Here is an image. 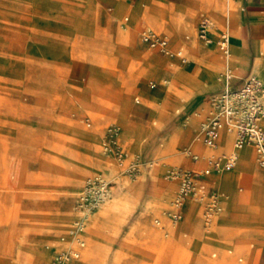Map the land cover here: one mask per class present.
I'll return each mask as SVG.
<instances>
[{"label": "rangeland", "instance_id": "374dc122", "mask_svg": "<svg viewBox=\"0 0 264 264\" xmlns=\"http://www.w3.org/2000/svg\"><path fill=\"white\" fill-rule=\"evenodd\" d=\"M13 2L14 0H0V7L8 9L13 7ZM87 2L94 5L93 0ZM118 3L121 6L117 7L112 2L115 13L127 7L132 8L133 13L130 16L127 12L122 16L128 15V27H134L135 33L139 31L135 42L162 57L154 53L149 57L141 55L133 44V37L119 44L120 39L113 34L112 29L101 33L96 23L91 27L93 32L86 24L77 23L73 36L60 46H52L43 51L41 57L30 49L39 42V35L34 33L35 26L28 24L27 27H19L18 23L0 22V264H53L54 255L62 254L61 251L64 250L69 258L81 259L86 264H182V259H185L186 264H256V248L264 244V188L252 187L246 199L236 193L237 182L244 177L250 178L246 174L253 168L255 155L251 146L245 147L244 157L240 152L239 162L231 173L222 177L216 176L214 179L217 183H222L217 187L227 197L224 204H221L220 213L214 215L209 223L205 224L202 217L203 207L208 200L202 193L197 196L201 202L192 203L189 208L191 212L177 224L169 221L172 220L171 213H163L170 210V202L178 192L172 171L174 174L178 172L179 176L191 171L184 169L179 163H172L173 154L174 161H179L182 157L193 161V155L200 153L199 156H202L208 153V149L201 145L198 135L196 136L201 126L189 123L193 105L207 101L208 93L191 97L184 103L182 96L203 91L211 79L216 83L213 88H224L227 84L226 74L240 77L249 64L252 66L251 73L264 83V41L255 51L259 58L257 63L262 66L257 72L249 59L240 65L233 63V57L240 51L248 52L246 40L239 35L233 23L235 11L231 8L230 24L236 30V35L228 27V12L225 17L211 12L216 22L210 21L214 26L216 24L215 29L218 32L216 35L210 34L211 54L203 58L225 68L218 71L211 64L197 61L200 66L195 74L193 72L196 68L195 60L198 58L197 51L193 43L175 38L177 23L182 22L173 17L174 6L167 0H136L132 6L124 0ZM199 11L204 10L197 9L195 16ZM14 13H11L12 17ZM143 21L155 23L151 25L157 33H167L171 50L182 48L194 62L185 68L176 69L172 78L170 72H165L163 79V63L171 59L141 40V30L137 27ZM120 24L119 22L117 30H120ZM39 30L46 31V28L41 27ZM198 31L199 27L194 31L185 30L180 38L184 40L185 35H189L188 40L195 38L203 45ZM220 33L227 35L226 55L219 50ZM91 35L102 36L106 44L102 46ZM134 61L136 62L133 63ZM145 62H148V68H144ZM82 64L88 65L80 67ZM175 65L171 61L166 63V67L171 70ZM71 66L80 67L81 70L87 68V74H84L85 85L77 80H70L68 70ZM126 70L139 74L130 83L133 87H141L134 93L128 86L121 85V89H126L131 96H123L124 100H119L118 120L113 115L114 105L103 101L101 103L99 100L113 99V89L119 86L116 72L121 71L122 75L119 77L124 84L128 77ZM149 80L156 83L151 90L147 88ZM162 83L165 94L161 92L160 96L164 94V97L160 98L149 92L159 89ZM143 97L154 99L159 111L152 108ZM135 99L150 106L152 112L161 120L154 115L146 125L144 114L147 115L150 109L143 108ZM113 102L118 104L116 99ZM204 106L207 109L193 114L201 120L200 123L209 116L212 105L209 102L197 109ZM164 111L170 117L169 120L163 116ZM129 121L140 125L131 124ZM144 124L149 130L139 127ZM111 127L117 131L121 159L113 151L108 152L104 148ZM178 128L181 131L191 128L192 135L186 141L177 143ZM168 134L167 143L164 138ZM120 136L131 141L130 150L134 154H127L119 141ZM245 157L247 161L243 163ZM257 168L264 175V169ZM97 175L106 178L111 184V196L94 210L98 206L97 200L92 201L97 185L92 182V178ZM253 182L250 179L241 181L237 188L238 194L245 196ZM129 184L134 185L130 192L135 200L141 198L149 187L143 200V215H139L142 199L131 206L130 211L127 207L128 192L120 190ZM115 188L120 189V204L111 199ZM239 188L243 190L240 191ZM161 192L170 194L171 199L164 193V198L160 197ZM86 196L88 200L84 199ZM90 211L93 212L78 235L84 245L88 244L80 250V244L71 239L68 232L77 214ZM68 216L74 218H65ZM61 218L62 223L51 226ZM198 218L205 228L203 240L194 247L191 254H187L186 246L181 247L183 252L179 250L169 253L173 248V238L185 226L196 224ZM52 228L64 231V235L59 233L60 237L52 243L45 241L52 247L44 250L46 245L38 240L53 234ZM120 231L119 239H123L119 241L111 258H108L107 250ZM162 233L167 236L164 237ZM62 237L65 238L64 242H60ZM165 238L167 240L164 243L156 245ZM207 249L208 255L201 260L202 253ZM76 252L78 257L74 258L73 253ZM137 257L143 259V262H133Z\"/></svg>", "mask_w": 264, "mask_h": 264}, {"label": "crops", "instance_id": "0c3cea01", "mask_svg": "<svg viewBox=\"0 0 264 264\" xmlns=\"http://www.w3.org/2000/svg\"><path fill=\"white\" fill-rule=\"evenodd\" d=\"M93 1H94V5L91 6L88 4L87 0H24V1L23 0H14L13 7H8V9H6L4 7H0V18H2V19H0V22L1 23H18L19 27H21V26L27 27L28 24L32 25L33 27L35 26L34 31H36V32H34V33H37L39 35V37H38L39 42H37L36 45H33L32 48H30V49L36 51L38 54H40L41 57H43V55H42L43 51H46L47 49L51 48L52 46L53 47L60 46L61 43H65V41L69 37L73 36V34L75 33V25L77 23L86 24V26L90 29V31H92L91 30L92 25H94L96 23L99 25L101 33H103L105 30L112 29L113 34H115L116 37L118 36L120 39L119 44H121L122 42H126L128 39H130V37L131 38L133 37L132 41H133V44H134L137 52H139L141 55H145L146 57H149L151 54L154 53V52H150V51L146 50L142 46V44L135 42V38H136L135 36L137 35V33L139 31L137 33H135L134 31H136V29H134V27H132V26L128 27V25H127V22L129 20L128 15L122 16L125 12H127L130 16L133 13L131 7L130 8L127 7L123 11H119V12L115 13V9H114L113 4L116 5L117 7L121 6V3H118L121 0H93ZM112 2H113V4H112ZM124 2L126 4H128L129 6H132L136 2V0H124ZM167 2H169L172 6H174L175 10L173 13V17L176 20H179L180 22H182V23H177L178 28L174 34L175 38L178 39L179 41L188 42V43L191 42L194 44V46L196 48L198 58H197V60H195L196 61V63H195L196 68H195L193 73H195V74L198 73V67L200 66V63H198L197 61H199V62L202 61V62H205L207 64H211L218 71H221L225 67L218 64V63L213 64L209 61V59L203 58V57H207V56H209V54H211V47L208 45V43L201 40V42L203 43V45H202L195 38L188 40L189 35H185L184 40H183L180 38L181 33L185 30L194 31L196 28H198L200 20L202 17H207L208 19L212 20L213 22H216L213 19L211 12H217L222 17H225V15L228 12V18H229L228 27L230 30H232L231 33L233 35H236L235 34L236 30H233L231 28L232 24H230L231 16H232L231 8L235 11V20L233 21V23L237 27L239 35L244 40H246L247 46H248V48H247L248 52H246V50L240 51V53L236 54L233 57L232 62L238 63L240 65L245 60L249 59L251 61L252 65H255V68H254L255 72H257V70L262 67V66L260 67V64L257 63L259 61V58L257 57V53L255 51L257 50V48L262 46V42L264 41V0H230V1L229 0H167ZM197 9H202L204 11H199L197 13V16H195L196 15L195 11H197ZM13 11L15 13L13 14V17H12L11 13ZM125 17H127V20L124 19ZM119 22L121 23L120 24V30H117V25ZM151 24L155 25V23L149 24V23L143 21L142 23H140L138 25L137 29L141 30V33L147 29L155 31V29H153V26ZM39 26L46 28V31L39 30V29H41V27H39ZM215 26H216V24H215ZM215 26L213 25V27L209 31L210 32L209 34H211V35L217 34L218 31L215 29ZM36 27H38V29ZM141 33H140V38H141ZM121 34H122V37H121ZM158 34L161 36H164L166 38L167 46H168V39L166 37L167 33L164 32V33H158ZM170 34H172V33H170ZM209 34H208V36H209ZM92 39L97 41L102 46H103V44H106L105 40L102 36H92ZM141 40H142V38H141ZM172 45H174V43ZM154 50H156V52H158V53H161L163 56L165 54V53H163L157 49H154ZM177 50H181L182 56H178V60L177 59L168 60V61H171L173 64H176L174 69H172V70L170 68L168 69L166 67V63L168 61H165L163 63L164 68H163L162 78H163V74L167 71L170 72L171 78H172V73L176 69L185 68L190 63L194 62V60L192 58L190 59L189 58L190 56H188V54L182 48H177ZM29 53L31 54V52H29ZM154 54L157 55L156 53H154ZM157 56H159V55H157ZM159 57H162V56H159ZM182 57L186 59V62L182 61ZM47 59H51V58L47 57ZM174 60H176L177 62H174ZM135 62L136 61H134L133 63H135ZM147 63L148 62H145L143 64L144 68L145 67L148 68V65H146ZM85 65H88V64H82V65H80V67L81 66L85 67ZM80 67L71 66L68 70V74H69L70 80H72V81L77 80V81L81 82L82 84H84L86 82V77L84 76V74L87 72V70H86L87 68H83L81 70ZM88 67L91 70V66L89 65ZM251 67H252L251 64H249L246 71L240 77H235L234 75H231V77L229 79H226V83H228L234 87L240 85L242 83V81L248 75H253L251 73ZM121 71L116 72V75L119 79V86L116 87L115 89H113V93H114L113 99H100L99 100L100 102L103 101L106 104L114 105L113 106L114 107L113 115L116 116V118L118 120H119L118 111L120 109L119 100H124L123 96H125L126 98L131 96L130 94H128L126 92V89L125 90L121 89V85L122 86L123 85L128 86L131 91L134 90L133 91L134 93L136 92L137 89H140V87H141L139 85L133 87L134 85H132L130 83L132 79L138 78L139 74L131 72L129 70L128 71L126 70L128 73L126 75L128 77L126 79V82L124 84H122L121 78L119 77L122 75ZM78 75H79V77H76ZM151 83H154L153 87H151V85H150ZM163 85H164V83H162L160 88L157 89L156 91H149V92L152 93L154 96L162 98V97H164V94H165ZM155 86H156V83L154 82V80H149V82L147 84V88L151 90V89L155 88ZM215 86H216V83L211 79L210 81H208L206 83L203 91L198 92L196 94H192L190 96H184V95L182 96L183 103H184L187 99H189L191 97H195V96H199V95L204 94V93H208L207 101L198 102L195 105H193V107H192L193 108V110L191 112L192 116L190 117L191 119H190L189 123H191L193 126H199L200 122H201V120L198 119L197 117H195V115H193V114L196 111H200V113H201V110L203 111V110L207 109V106H204L203 108H200V109H197V108L203 106V104H209L208 99L213 94L221 91L223 88V87L213 88ZM70 88H73V87H70ZM73 89L79 90V88H73ZM161 92L164 93L163 96H160ZM143 98L148 104H150V106L152 108H154L156 111H159L158 104L154 99H150L149 97H147V98L143 97ZM115 99L118 100V104L113 102V101H115ZM131 101H132V99H131ZM134 101L140 102L142 104L143 108L147 109V107H148L150 109L148 111L147 115L144 114L145 118L143 117L146 120V122H145L146 125L149 123V119L151 116H154V115L158 116L157 114L152 112L151 107L148 106L147 104H145L141 101H137V100H134ZM183 103H182V105H183ZM87 104H89V103H87ZM87 104H81V105H87ZM90 104H91V102H90ZM130 105H131V102H130ZM130 105H129V109H130ZM128 113H129V110H128ZM163 116L168 120L170 119V117L168 116L166 111L163 112ZM137 117H142V115H137ZM158 118L160 119L159 116H158ZM127 121H128V114H127ZM179 121H180V119H179ZM181 121H183V120H181ZM130 123L134 124V125H137V124L140 125V123H136V122L135 123L130 122ZM145 124H144V126L141 125L139 127L146 129V130H149V129H147V127H145L146 126ZM262 126L264 128V124ZM190 135H192L191 128L186 129L185 131H181V129L178 128L176 131V136H177L176 142L180 143L181 141H186L187 139H189ZM197 135H198V132H197L196 136ZM230 135H231V138L224 133L221 135V138L218 142V146H217L216 150L212 151V150L208 149V153L206 155L199 156L200 153H198L197 155L201 158H204L205 156H207L211 152L217 153L215 155L230 152L231 143L233 142V135L232 134H230ZM168 136H169V134L167 135V137L164 138V140L166 142H167ZM155 138L157 139L156 135H155ZM157 140H159V139H157ZM119 141L122 143V146L125 149V151L127 152V154H129V155L134 154L133 151L130 150V144H131L130 140H127V139L120 136ZM159 141H160V143L162 142L161 140H159ZM167 146L169 147L168 144H167ZM253 151H254V149H253ZM240 152H239L237 163L239 162ZM254 154L255 155L253 156V168L251 171L247 172V174H246L250 178L244 177L243 179H241L237 182V188H238V184L243 180L250 179V180L254 181L252 183V185L249 187V190L245 196L239 195L237 188H236L237 195L240 197H245V199L248 197V194H249L250 189L252 187L261 186L262 188H264V175L262 174L260 169L257 168V166L259 167V165L256 162L255 151H254ZM171 162L172 163H179L180 165H182V167L184 169H189V170H196V169H200L203 167V165H202L203 163L201 161L195 163V160L187 161L184 157H182L181 160H179V161H174V154H173V157L171 158ZM201 165H202V167L199 168V166H201ZM231 172H229V173H231ZM229 173L215 175L211 179H207V178L203 177L202 182L207 186V189L215 190L218 193L224 194L225 200H226L227 195L225 194V192L221 191L217 187V186H221L222 183H217L214 179L216 178V176L222 177V176L227 175ZM149 185H150V182H149ZM133 187H134V185L129 184V185L124 186V188L122 190L115 188V191L113 192L114 195L111 197V199L115 203L120 204V202L118 201V199H119L118 193L120 191L121 192H128V195H126V198H127V203L129 204L127 206L129 211L132 208L131 206H133L135 203H138L139 200L142 199L141 200L142 201L141 211H139V215H143V212H142L143 205H144L143 200H144L145 194L147 193V190L149 187L147 188L146 191H144L142 197L137 199V200H135L132 197L131 192H130L131 189H133ZM239 190L242 191L243 189L239 188ZM137 193H139V189H138ZM163 193L164 192L159 193L160 197H162V198H164L163 195L165 194V193L164 194ZM165 196H168L170 198L171 195L166 193ZM225 200L223 201V204H224ZM195 202L196 201H193V200L190 201L189 200L187 202V204L185 205L184 209L182 207V217H184L187 214L191 204L195 203ZM196 203H198V202H196ZM128 216H129V212H128ZM65 218L73 219L74 217L68 216ZM62 219L63 218L57 219L55 221V223L51 224V226H53L55 224L62 223L63 222ZM121 230H122V228H121ZM159 231H162V230H159ZM59 233H62L61 235H64V231L54 230L53 234H50L49 236H47L46 239H43V238L39 239L38 242L43 244V245H46V246H44V250H50V248L52 246L47 245V243H45V241L52 243L56 238L60 237ZM120 234H121V231H120L119 235L117 236L116 240L114 241V243L107 250L106 256L108 258L109 257L111 258V256L114 254V252L117 249V245H118L119 241L123 239V237L121 239H119ZM162 234L164 237L167 236L164 233H162ZM204 234H205L204 225H203V223H201L200 218H198V221L196 224L185 226V228H183L181 230L179 235L176 238H173L172 245H171V247H173V248L171 249V251L169 253H172L173 251L179 252V250L182 249L181 247L186 246L187 247L186 250L188 252L187 254H191L194 247H196L199 244V242H201L203 240V238L205 237ZM166 240H167L166 238L163 240L161 239L158 241L159 243H157L156 245H160V243H164V241H166ZM86 245L81 246L80 250H82V248H84ZM47 246H49L48 249H47ZM112 249H113V251H112ZM43 251H41V252H43ZM111 251H112V254H110ZM256 251H257L256 264H264V244L259 245L256 248ZM208 252L209 251L207 249V251L205 253H202V255L200 254L201 255L200 259L204 260L205 256L208 255ZM108 253H109V255H108ZM24 254L27 255L26 253H24ZM27 257L29 259L28 255H27ZM168 257H169V255H168ZM74 260L75 261L72 264H86L81 259H78V260L74 259ZM142 260L143 259H140L137 257L133 262H140ZM184 260L182 259V264H186V262ZM110 261H111V259H110ZM239 262H241V260H239ZM19 263L20 262H15V263H11V264H19ZM20 264H26V263H20ZM115 264H118V263H115ZM196 264H202V263L197 262Z\"/></svg>", "mask_w": 264, "mask_h": 264}, {"label": "built area", "instance_id": "2783aa9c", "mask_svg": "<svg viewBox=\"0 0 264 264\" xmlns=\"http://www.w3.org/2000/svg\"><path fill=\"white\" fill-rule=\"evenodd\" d=\"M127 20V17L124 18ZM213 27L212 22L207 17H202L199 23L198 36L206 43L210 42L208 32ZM141 38L150 48L157 49L163 53L167 49V40L164 36L159 35L153 30L147 29L141 33ZM219 41L222 44L227 42L226 33H220ZM177 56H182L181 50L177 52ZM182 61L186 59L182 57ZM226 79L230 75H225ZM151 87L154 83L150 84ZM211 107L216 114L206 119L201 125L203 133V143L206 146L212 147L216 144L218 131L220 128L219 114L225 118V128L227 132L233 135V144L235 147L242 142H246L255 149L256 162L259 167L264 169V131L259 127L258 120L264 115V85L254 75H248L240 85L234 87L226 84L220 95H214L209 98ZM106 151H113L118 158H122V153L117 143V131L111 127L104 143ZM194 158V157H193ZM195 160V158H194ZM237 160V155L234 152H229L226 155H213L208 160V166L218 167L222 165L224 170H230ZM206 172V170H205ZM180 182L177 195L174 199L175 210L171 214L173 220L182 217L181 199L191 196L203 194L207 197V201L202 210V217L205 224L209 223L214 215L221 211V201L219 193L215 190H207V186L202 182L203 176L201 173L191 170L182 173L179 176ZM97 185L94 199L92 201L99 202L107 189V183L100 180H93ZM106 186V187H105ZM87 199V196L84 198ZM95 203V204H96ZM82 246V243H79ZM74 258L78 257V253H73ZM63 261V255L56 257L55 264H60Z\"/></svg>", "mask_w": 264, "mask_h": 264}, {"label": "bare ground", "instance_id": "6f19581e", "mask_svg": "<svg viewBox=\"0 0 264 264\" xmlns=\"http://www.w3.org/2000/svg\"><path fill=\"white\" fill-rule=\"evenodd\" d=\"M213 24V23H212ZM210 32H208V34H209ZM209 38H210V42L208 43V45H210L211 43H212V38H211V35L209 34ZM219 50L224 54V55H226L227 53H228V50H227V42L225 43V44H222V43H220V41H219ZM179 50H171V48L169 47V42H168V46H167V49H166V52H165V54H164V56L165 57H167V58H170V59H177L178 60V56H177V52H178ZM229 75V74H228ZM231 77V76H230ZM225 80H226V78H225ZM261 82V81H260ZM262 83V82H261ZM262 85H264L263 83H262ZM226 86V85H225ZM225 88V87H224ZM223 88V89H224ZM222 89V90H223ZM222 90H221V92H222ZM221 92L219 93V94H217V95H220L221 94ZM135 100H137V101H139L138 99H135ZM209 116L207 117V118H209V117H212V116H214L215 114H216V112H215V110L210 106V111H209ZM219 116V118H220V128H219V131H218V137H217V139H216V144H215V146H212V147H209V146H206L204 143H203V140H202V138H203V133H202V130H201V127H199V129H198V140L200 139V141H201V145L204 147V148H206V149H209V150H212V151H214V150H216V148H217V146H218V142H219V140H220V138H221V135L224 133V134H226L227 136H229L230 138H231V133L229 134V132H227V130H226V128H225V118H224V116L222 115V114H219L218 115ZM206 118V119H207ZM206 119L202 122V123H200V126L206 121ZM264 124V115L263 116H261L260 118H259V120H258V125H259V127L264 131V128H263V125ZM246 146H251V145H249V144H247L246 142H242L239 146H237V147H235L234 146V144H233V142L231 143V150H230V152H234V153H236V155H237V160H236V162H235V164H234V166L230 169V170H224L223 168H222V165H219L218 167H210V166H208V160H209V158L211 157V156H213V155H215V154H217V153H214V152H211L210 154H208L207 156H205L204 158H201V157H199L198 155H193L192 157H194L195 158V163H197V162H202L203 163V167L202 168H200V169H196V170H198V171H200V173H201V175L203 176V177H205V178H207V179H211L213 176H215V175H220V174H224V173H229V172H231L234 168H235V166H236V164H237V161H238V156H239V152L241 151V155H243V157L245 156V154H244V152H245V147ZM253 149H254V147L253 146H251ZM254 151H255V149H254ZM229 153V152H228ZM227 153H221V154H218V155H226ZM243 163L244 162H246L247 161V159H246V157L245 158H243ZM205 170H206V172H205ZM195 171V170H194ZM171 172V171H170ZM169 172V173H170ZM177 173L178 172H175V174H174V172L172 171V177H173V181L175 182V184H176V187H177V189H178V187H179V177L177 176ZM93 180H100V181H103V182H105V183H107V185H108V187L109 188H107L106 189V191H105V193L103 194V197H102V199L98 202V206H96V208L94 209V210H96V209H98L104 202H106L109 198H110V196H111V191H110V189H111V184H109L107 181V179L106 178H104V177H102V176H100V175H97V176H93V178H92ZM89 180V178H87L86 179V181H88ZM219 199H220V201H221V204H223V201L225 200V195L224 194H222V193H219ZM191 201V200H193V201H196V202H201V200L199 199V197H197V196H191V197H186V198H183V199H181V204H182V207H183V209H184V207H185V205L187 204V202L188 201ZM93 210V211H94ZM174 210H175V205H174V200L173 201H171L170 202V210H168V211H165L164 213H163V215L165 214V213H167L168 212V215H169V213H173L174 212ZM221 210H222V206H221ZM93 211H90V212H88V213H80V214H77L76 216H75V218H74V220H73V222H72V227L69 229V232H68V236L71 238V239H73V240H75V241H77V243H82V246H84V243L83 242H81L80 240H79V238H78V235H79V233H81V231H82V229H83V226H84V222L88 219V217H89V215H90V213L91 212H93ZM189 212H191V209L190 210H188V212L187 213H189ZM220 213V212H219ZM218 213V214H219ZM170 214V215H171ZM217 214V215H218ZM182 218L183 217H181L180 219H177V220H169L172 224H177L178 222H180L181 220H182ZM155 222H158V220L157 219H155ZM158 227H160V221H159V226ZM65 241V238L64 237H62V238H60V242H64ZM49 248V246H47V249ZM62 252V254L60 253V254H58V255H54V257H53V261H52V263L53 264H55L54 263V260L56 259V257H59V256H62L63 255V261L60 263V264H67V263H70V262H72V261H75L73 258H69L67 255H66V250H64V251H61ZM59 253V252H58Z\"/></svg>", "mask_w": 264, "mask_h": 264}]
</instances>
